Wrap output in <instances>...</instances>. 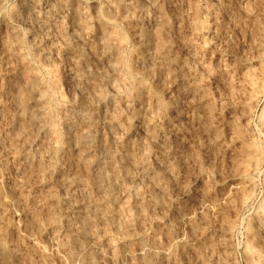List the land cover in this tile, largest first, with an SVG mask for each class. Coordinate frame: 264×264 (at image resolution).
I'll return each instance as SVG.
<instances>
[{"label":"rangeland","instance_id":"obj_1","mask_svg":"<svg viewBox=\"0 0 264 264\" xmlns=\"http://www.w3.org/2000/svg\"><path fill=\"white\" fill-rule=\"evenodd\" d=\"M0 228L2 264H264V0H0Z\"/></svg>","mask_w":264,"mask_h":264},{"label":"bare ground","instance_id":"obj_2","mask_svg":"<svg viewBox=\"0 0 264 264\" xmlns=\"http://www.w3.org/2000/svg\"><path fill=\"white\" fill-rule=\"evenodd\" d=\"M137 9H138V8H137ZM137 9H136V10H137ZM141 9L143 10V8H141ZM75 14H76V16L79 15V18H80L79 9L76 10V13H75ZM77 14H78V15H77ZM159 30H160V27H159ZM148 32H149V31H148ZM159 32H160V31H157V32H156L157 34L155 33V36H156L155 39L161 40L160 38H158V37H159V36H158V35H159V34H158ZM149 33H150V32H149ZM112 34H113V33H112ZM112 34H111L110 32H109V33L107 32L106 34L104 33V35H103V40H102V41H103L102 43L104 44L105 48L109 49L110 51H111V48H112V47H113V49H114V45H113V42H112V36H113ZM147 34H148V33H147ZM147 34H146V33H143V34L141 35V40H142V43H141V44H142V48H143V49H146L147 46H148V42H149V38H150V36H149V34H148V35H147ZM151 35H152V34H151ZM141 40H140V41H141ZM161 41H162V40H161ZM152 42H153V41H152ZM158 42H159V41H158ZM162 42H163V41H162ZM162 42H161V44L159 45L161 48H162L163 45H164V42H163V45H162ZM157 44H158V43H157ZM151 46H152V45H151ZM115 47H116V46H115ZM153 47H154V46H153ZM157 47H158V46H157ZM105 48H104V49H105ZM116 48H118V47H116ZM118 49H119V48H118ZM155 50H156V49H155ZM159 50H161V49H159ZM115 51H116V50H115ZM144 51H145V50H144ZM156 51H157V50H156ZM150 52H151V51H150ZM141 53H142V52H141ZM114 54H115V53H114ZM119 55H120V54H119ZM150 55H151V54H150ZM119 58H120V57H119ZM144 58H145V57H144ZM121 59H122V58H121ZM114 60H115V59H114ZM117 60H118V59H117ZM151 60H152V59H151ZM154 60H155V59H154ZM118 61H120V59H119ZM122 61H123V60H122ZM113 62H114V61H113ZM115 62H116V60H115ZM120 62H121V61H120ZM120 62H119V63H120ZM116 63H118V62H116ZM121 63H122V62H121ZM112 67H116V65H115V66L113 65ZM127 67L129 68V66H127ZM36 82H37V81H36ZM35 86H36V85H35ZM23 99H24V98H23ZM23 101H24V100H23ZM25 101H26V100H25ZM161 102H162V101H161ZM23 104H24V103H23ZM161 104H162V103H161ZM161 104H160V105H161ZM158 107H159V106H158ZM24 108L26 109V106H25ZM24 108H23V111H24ZM159 109H160V108H159ZM161 110H162V109H161ZM26 111H27V110H26ZM45 111H46V110H45ZM83 116H84V115H83ZM85 119H86V118H85ZM51 128H52V127H51ZM83 136H84V135H83ZM83 138H84V137H83ZM78 139H80V137H79ZM79 141H80V140H79ZM93 162H94V161H93ZM100 174H101V173H100ZM106 175H107V174H106ZM153 176H154V174H153ZM102 178H103V177H102ZM102 178H100V179H102ZM95 179H96V178H95ZM105 179H106V178H105ZM94 181H95V180H94ZM99 183H101V182H99ZM100 185H101V184H100ZM108 194H109V193H108ZM105 196H106V195H105ZM106 198H107V197H106ZM96 204H97V203H96ZM98 205H99V204H98ZM97 207H98V206H97ZM97 209H98V208H97ZM85 216H86V215H85ZM87 217H88V216H87ZM87 217H86V218H87ZM84 219H85V218H84ZM88 223H89V222H88ZM84 224H86V223H84ZM86 225H87V224H86ZM88 225H89V224H88ZM90 227H92V225H91ZM86 231L88 232V230H85V232H86ZM89 232H90V231H89ZM83 233H84V232H83ZM0 234H1V228H0ZM0 246H1V245H0ZM0 248H1V247H0ZM2 248H3V247H2ZM2 248H1V249H2ZM4 249H5V247H4ZM5 250H6V249H5ZM2 251H3V249H2ZM75 252H76V251H75ZM0 253H1V252H0ZM1 254L4 255V254H6V253H5V251H4V253H1ZM1 254H0V255H1ZM8 254H9V253H8ZM8 254H6V256H7ZM74 254H75V253H74ZM3 255H2V256H3ZM2 256H1V257H2ZM73 256H74V255H73ZM89 256H90V255H89ZM4 257H5V256H4ZM8 257H9V256H8ZM92 259H93V258H92ZM92 259H91V260H92ZM3 260H8V259L5 258V259H3ZM13 260H14V259H13ZM89 260H90V259H89ZM0 261H1V264H2V260H1V259H0ZM4 262H6V261H4ZM4 262H3V263H4Z\"/></svg>","mask_w":264,"mask_h":264}]
</instances>
